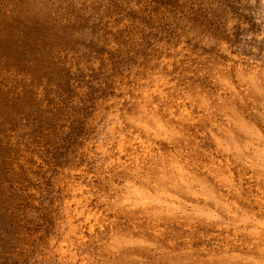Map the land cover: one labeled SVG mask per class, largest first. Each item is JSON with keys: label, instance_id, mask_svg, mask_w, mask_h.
I'll use <instances>...</instances> for the list:
<instances>
[{"label": "rangeland", "instance_id": "obj_1", "mask_svg": "<svg viewBox=\"0 0 264 264\" xmlns=\"http://www.w3.org/2000/svg\"><path fill=\"white\" fill-rule=\"evenodd\" d=\"M0 264H264V0H0Z\"/></svg>", "mask_w": 264, "mask_h": 264}]
</instances>
